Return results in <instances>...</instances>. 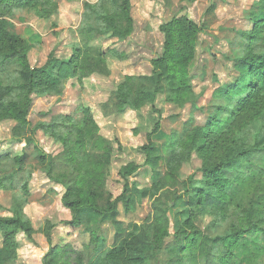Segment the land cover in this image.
Masks as SVG:
<instances>
[{"label":"trees","instance_id":"obj_1","mask_svg":"<svg viewBox=\"0 0 264 264\" xmlns=\"http://www.w3.org/2000/svg\"><path fill=\"white\" fill-rule=\"evenodd\" d=\"M184 1L192 4L196 0ZM261 2L264 7V0ZM35 4L40 5L39 18L58 10V5L48 0H0V123L12 122L10 144H23L20 152L10 148L0 151V191L17 192L12 197L10 215L0 216V264H19L17 237L23 235L34 243L37 231L47 244L40 264H150L144 254L146 245L156 252H167L170 264H234L232 248L247 234H264V142L258 141L264 131V92L260 88L264 82V45L254 44L264 35V11L260 18L250 20L243 32L248 41L239 63L246 70L245 81L239 78L224 89L220 95L223 104L205 124L172 135L163 147L165 173L153 184L156 195L146 221L93 260L98 250L93 235L82 234L87 238L76 249L70 242L53 243L55 224L51 221L47 220L41 230L33 227L25 213L31 203L32 173L26 170L24 149L33 146L40 172L63 189L60 201L71 216L63 224L71 228L77 227V217L83 210L104 216L114 212L118 203L127 206V179L141 166L127 160L119 168L118 176L124 184L120 195L113 198L107 182L113 158L122 146L117 138L109 139L101 133L89 106L79 105L82 117L78 120L72 114H62L51 123L39 124L44 136L59 146L55 155L38 144L27 117L33 96H60L70 81L84 87L93 76L111 75L108 58L123 61L126 56L102 44L112 35H131V0L83 1L69 53L57 55L52 51L39 67L29 61L36 44L10 33L7 19L11 8ZM158 30L163 44L161 54L151 60L152 73L124 75L99 105L103 118L122 115L128 109L140 112L156 103L159 96L177 106H193L200 99L191 79L203 26L178 14ZM159 128L160 123H155L147 133V143L138 149L144 155L143 165L151 172L155 151L151 137ZM194 156L201 162L202 177L198 180L192 174L182 175V168ZM184 197L188 217L177 232L170 234L167 207ZM199 220L208 221L205 230L198 228Z\"/></svg>","mask_w":264,"mask_h":264},{"label":"rangeland","instance_id":"obj_2","mask_svg":"<svg viewBox=\"0 0 264 264\" xmlns=\"http://www.w3.org/2000/svg\"><path fill=\"white\" fill-rule=\"evenodd\" d=\"M58 5V10L51 12L47 18H39L40 5L26 8H11L7 19L8 31L16 34L25 42L36 44L29 54L32 66H42L50 52L57 55L69 53L70 44L74 41V30L78 26L83 1L48 0ZM261 0H196L187 4L184 0H131V17L133 31L130 36L112 38L103 42L104 48H115L126 57L123 61L108 58L111 69L109 77L93 76L84 82V87L72 81L64 87L60 96H33L28 120L35 130V139L46 151L55 155L60 148L47 139L39 128L40 123H51L58 115L72 114L75 119L82 117L79 105L85 104L93 111L95 119L101 126V133L109 139L117 138L122 150L113 158L111 174L107 189L113 198L120 195L124 182L118 176V170L127 160L139 164L137 174L127 179L129 203H118L115 211L108 215H96L83 210L77 217V227L65 226L71 216L61 204L63 189L48 182L40 172L38 153L33 146L26 147V170L32 173L30 190L31 203L25 208L33 227L41 230L47 220L55 224L52 231L53 243L70 242L77 249L87 236L96 237L97 252L92 255L96 260L106 250L127 233L142 225L150 211L156 192L153 184L165 173L166 154L163 147L172 135H180L186 128L203 125L208 117L223 104L220 95L235 80L244 78L245 69L239 60L248 40L243 36L249 28V21L263 15ZM187 15L204 28L200 35L198 55L194 67L195 76L191 82L201 97L195 105L177 106L159 96L154 104H148L140 112L126 110L122 115L103 118L99 105L107 100L117 83L124 75H150L151 60L157 58L162 51L163 36L158 27L169 21L174 15ZM254 44L264 45V35ZM244 86V83H243ZM260 88L264 92V82ZM240 91V90H239ZM160 128L153 135L155 147L151 172L144 163V155L139 148L147 143V133L155 123ZM12 122L0 123V151L10 148L20 152L21 145H11L10 129ZM264 142V131L258 136ZM193 176L201 179V162L195 156L192 162L182 168L183 177ZM16 191H0V216H8L12 197ZM166 216L169 220V233L177 232L188 217L187 198L184 197L174 206H168ZM200 230H205L208 221L196 222ZM19 242V264H40V259L47 250L43 234L37 231L33 236L34 243L23 236L17 237ZM1 243V239H0ZM151 245H146L145 256L150 264H170L167 252H156ZM234 264H264V234H247L233 248ZM22 262V263H21Z\"/></svg>","mask_w":264,"mask_h":264}]
</instances>
